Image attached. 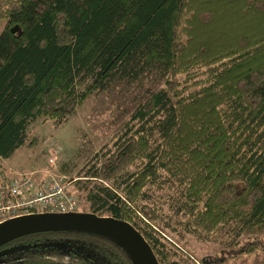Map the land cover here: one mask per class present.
I'll return each mask as SVG.
<instances>
[{"label": "trees", "instance_id": "trees-1", "mask_svg": "<svg viewBox=\"0 0 264 264\" xmlns=\"http://www.w3.org/2000/svg\"><path fill=\"white\" fill-rule=\"evenodd\" d=\"M3 17L0 185L11 180L2 159L34 143L30 121L56 126L89 94L152 74L68 183L78 210L132 224L157 264L176 253L153 227L162 215L191 234H243L198 264L264 253V0H6ZM0 264L131 262L103 234L62 229L5 241Z\"/></svg>", "mask_w": 264, "mask_h": 264}, {"label": "rangeland", "instance_id": "rangeland-1", "mask_svg": "<svg viewBox=\"0 0 264 264\" xmlns=\"http://www.w3.org/2000/svg\"><path fill=\"white\" fill-rule=\"evenodd\" d=\"M5 1L0 0V28L4 23ZM156 84L157 80L152 74L129 85L113 82L107 90L89 94L64 122L56 126L50 119H33L26 125L25 133L26 141L34 137V143L21 144L2 159V172L9 180L19 173H30L31 178L37 180L43 174L48 177L44 172H52L60 180L65 177V185L68 187L70 180L75 179L77 172L85 166L91 153L99 149L127 119L140 94ZM74 197L78 200L76 195ZM81 206L82 202L78 200L77 208ZM159 218L153 227L166 247L175 250L171 261L173 264H198L200 258L214 256L221 248L229 250L230 245L237 247L242 243V233L236 238L226 235L231 231L228 226L202 236L186 232L184 225H175L172 219L164 215ZM165 221L171 223L174 233L162 227ZM232 229L237 228L234 225ZM251 236L255 238L258 234L252 231ZM179 256L183 257L180 261L177 259ZM223 257L219 264H264V253L257 248L250 253L232 257L225 253Z\"/></svg>", "mask_w": 264, "mask_h": 264}, {"label": "water", "instance_id": "water-1", "mask_svg": "<svg viewBox=\"0 0 264 264\" xmlns=\"http://www.w3.org/2000/svg\"><path fill=\"white\" fill-rule=\"evenodd\" d=\"M10 31L18 32L17 26H11ZM62 229L103 234L123 248L131 264H157L149 244L132 224L111 216H97L87 211L38 212L7 218L0 222V244L29 233Z\"/></svg>", "mask_w": 264, "mask_h": 264}, {"label": "built area", "instance_id": "built-area-1", "mask_svg": "<svg viewBox=\"0 0 264 264\" xmlns=\"http://www.w3.org/2000/svg\"><path fill=\"white\" fill-rule=\"evenodd\" d=\"M44 173L48 177L43 174L37 180L30 173H19L8 184L0 185V222L21 214L78 210V200L68 191L65 177L60 180L52 172Z\"/></svg>", "mask_w": 264, "mask_h": 264}]
</instances>
